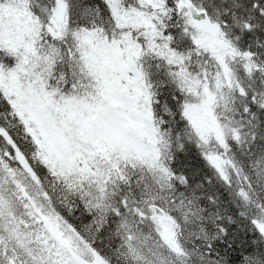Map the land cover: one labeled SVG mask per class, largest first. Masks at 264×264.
<instances>
[{"label": "snow or ice", "instance_id": "6c2138e0", "mask_svg": "<svg viewBox=\"0 0 264 264\" xmlns=\"http://www.w3.org/2000/svg\"><path fill=\"white\" fill-rule=\"evenodd\" d=\"M0 264H264V0H0Z\"/></svg>", "mask_w": 264, "mask_h": 264}]
</instances>
